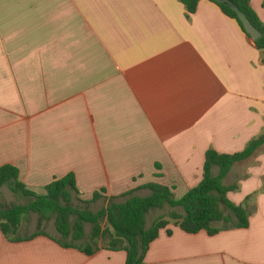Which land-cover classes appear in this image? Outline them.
<instances>
[{
	"label": "crops",
	"instance_id": "crops-1",
	"mask_svg": "<svg viewBox=\"0 0 264 264\" xmlns=\"http://www.w3.org/2000/svg\"><path fill=\"white\" fill-rule=\"evenodd\" d=\"M250 7L264 26V0ZM263 133L262 53L216 5L188 14L178 0H0V167H16L27 190L42 195L72 173L79 198L104 190V207L148 197L150 183L179 200L208 151L239 153ZM224 185L237 186L226 198L245 205L247 228L190 235L171 223L143 264H264V145ZM15 197L25 203L0 188ZM31 217L18 240L0 230V264H125L101 244L89 256L64 248L54 220L37 233Z\"/></svg>",
	"mask_w": 264,
	"mask_h": 264
},
{
	"label": "trees",
	"instance_id": "trees-1",
	"mask_svg": "<svg viewBox=\"0 0 264 264\" xmlns=\"http://www.w3.org/2000/svg\"><path fill=\"white\" fill-rule=\"evenodd\" d=\"M178 1L188 14H193L201 1L210 2L224 15L235 20L244 32L229 3L235 5L261 33V37L254 44L262 53L264 61V26L251 9L250 0ZM246 36L249 38L247 34ZM263 145L264 133L239 153L227 155L208 151L205 154L200 183L179 200L174 198L171 188L150 183L144 187L150 191L148 197H136L132 192L121 196H131L124 203H119L116 198L111 197L106 207L96 212L91 211L89 205L102 199L104 190L94 192L89 201L81 200L74 174L53 180L45 188L44 194L37 195L19 182V170L16 167L4 165L0 167V188L8 186L14 194L22 197L25 203L0 207V230L7 239L18 240L21 238L19 231L22 225L34 214L38 219L37 233H41L42 222L54 220L60 235L56 242L64 248H77L89 256L101 244L102 248L108 251H124L125 264H143L151 243L171 223L190 235L205 232L214 236L223 230L247 228L249 214L245 205H235L226 198L227 193L237 190V186H225L224 179L235 164L249 159ZM214 166L219 168L217 176L211 173ZM75 201L85 207H79ZM163 208L169 209L168 214L154 220L150 228L146 229V216L149 211ZM179 208L184 214L176 212ZM218 223L222 226L216 227ZM85 224L91 226L88 244L78 246L86 235ZM166 232L171 235L170 230ZM33 236L35 235L31 237Z\"/></svg>",
	"mask_w": 264,
	"mask_h": 264
},
{
	"label": "rangeland",
	"instance_id": "rangeland-1",
	"mask_svg": "<svg viewBox=\"0 0 264 264\" xmlns=\"http://www.w3.org/2000/svg\"><path fill=\"white\" fill-rule=\"evenodd\" d=\"M24 203V201H22L21 199L18 198H14V200H4V199H0V207L1 206H6V205H17V204H21ZM75 204L78 205L79 207L83 208L85 206H83L82 204L78 203L77 201H75ZM105 206V204L102 201H99L98 203L92 204L89 209H91V211H98L99 209L103 208ZM223 208V207H222ZM223 211L226 212V210L223 208ZM169 212V209L167 208H163V209H153L151 211H149V213L146 216V223H145V228H148L154 220H156L159 217H162L164 215H167ZM31 218H37L36 215L32 214ZM30 219L28 220V222L25 225H22L20 231H19V236H24L27 235L30 231L29 226L31 227L34 223L29 222ZM50 228H52V224H53V220H50ZM90 228L91 226L89 224H85V234L86 236H88L89 232H90ZM48 229V227H47Z\"/></svg>",
	"mask_w": 264,
	"mask_h": 264
},
{
	"label": "water",
	"instance_id": "water-1",
	"mask_svg": "<svg viewBox=\"0 0 264 264\" xmlns=\"http://www.w3.org/2000/svg\"><path fill=\"white\" fill-rule=\"evenodd\" d=\"M230 9L236 14L237 19L241 23L244 32L250 37V39L255 42L261 37L259 30L252 25L247 16L240 11L235 5L229 3Z\"/></svg>",
	"mask_w": 264,
	"mask_h": 264
}]
</instances>
